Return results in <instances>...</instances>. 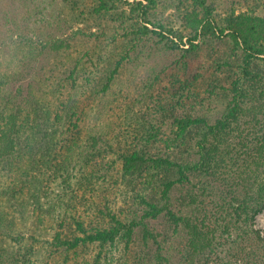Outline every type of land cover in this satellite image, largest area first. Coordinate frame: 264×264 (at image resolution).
<instances>
[{"label": "rangeland", "instance_id": "374dc122", "mask_svg": "<svg viewBox=\"0 0 264 264\" xmlns=\"http://www.w3.org/2000/svg\"><path fill=\"white\" fill-rule=\"evenodd\" d=\"M207 2L223 24L233 12L264 20V0ZM194 5L195 0H119L106 9L100 0H0V73L15 72L8 80L11 91L19 87L18 96H37L39 114L49 113V125L59 126L48 157L38 143L31 156L38 128L30 121L38 109L33 113L25 98L20 102L23 159L11 172H0V264H162L163 257L165 264H229L248 230H264V210L248 221L237 202L223 201L216 184L203 193L178 183L169 200L159 194L153 199L143 179L127 176L117 153L103 151L107 140L124 149L148 144L153 156L172 154L176 116L213 122L225 96H233L227 88L239 73L226 64L236 54L227 35L187 52L168 49L159 34L164 26L185 32L183 18ZM145 26L154 33L144 35ZM213 92L218 97L206 99ZM93 136L100 138L94 147ZM65 138L73 141L64 145ZM14 183L30 190L37 184L39 197L28 193L23 208L10 207L5 187ZM189 193L198 205L190 204ZM147 200L172 212L152 217ZM150 214L156 237L145 240L138 230L128 238L131 217ZM184 217L206 225L211 241L202 251L191 247ZM112 220L117 235L105 242L85 237L76 223L97 237ZM58 234L76 243L61 244Z\"/></svg>", "mask_w": 264, "mask_h": 264}, {"label": "trees", "instance_id": "16d2710c", "mask_svg": "<svg viewBox=\"0 0 264 264\" xmlns=\"http://www.w3.org/2000/svg\"><path fill=\"white\" fill-rule=\"evenodd\" d=\"M100 1L106 9H109L119 0ZM213 11L212 5L207 0H195L194 7L186 11L183 18L185 32L164 26L161 30L165 33L159 31V34L165 40L164 45L168 49H183L187 52L197 51L201 44L208 40L221 38L224 35L229 37L236 54L229 57L230 60H227L226 64L235 67L239 76L232 81L231 87L227 88L233 96L231 98L225 96L227 103L221 115L213 122H208L205 117L191 114L176 116L178 129L170 139L172 154L153 156L148 144L140 148L132 145L128 149L120 148L121 146L117 144L120 150H116L117 146L107 140L105 141L107 149L104 148L103 151L117 153L123 161L127 176L143 179L142 182H146L151 189L153 199L159 194L169 200L172 188L178 183L191 184L193 188H200L203 193L209 192V188L213 189L216 184L221 189L220 197L223 201L225 199L228 206L233 201L237 202L239 214H245L246 219L252 221L256 214L264 210V20L244 13L234 15L233 12L228 14L223 24L214 18ZM154 25L157 26L155 23ZM149 33H154V30L145 26L143 34ZM182 45L189 46L184 48ZM16 71L18 73L21 70ZM14 74L15 72L9 75L0 73V172H11L23 159V149L19 145V117L20 104H22L20 102H23L24 98L26 105L33 106V113L38 109L30 121L33 127L35 123L38 128V137L28 148L31 156L38 143L42 156L48 157L55 144L59 127L56 126L57 124L50 126L53 124L49 123V113L46 116L39 114L40 102L37 96H18L16 92L20 91L19 87H16V92L13 90L16 94L11 91L8 80L9 76ZM4 93H7L6 97ZM212 94L214 96H207L206 99L218 97L215 96L218 95L217 93ZM98 139L100 138L93 136V147L100 141ZM148 139L149 137H146V142L149 141ZM62 141L65 145L73 140L65 138ZM98 155H101V151ZM84 157L87 158L85 162L91 161L89 154L86 153ZM61 161H63L61 166L64 167L65 161L63 159ZM196 180L200 183H196ZM200 184L201 186L198 187ZM27 187L25 183H14L5 187L9 201L13 200L10 207H15L14 203H16V206L20 205L23 208L28 193L35 199L39 197L37 191L40 189L37 184L32 190ZM188 195L190 204L198 205L197 197L191 193ZM146 203L152 206V212H148V214L152 213V217H157L164 210L172 212L167 207H158V203L156 205L148 200ZM0 214L1 228L4 212ZM147 218V215L140 219L132 216L127 228V237L131 238L140 230L143 231L142 236L145 240L154 239L156 235L151 231L148 223L151 214ZM113 221L115 220L110 221L109 227L100 229L102 231L98 230L97 237L87 234L81 222L76 223L79 230L85 233V237L91 239L101 237L105 242L104 239L113 241L117 235L112 225ZM183 222L191 234L190 243L194 251H202L209 246L211 237L209 231L205 229L206 225L198 224L189 217H184ZM248 233L247 237H242V243L233 248L236 251L233 255L235 260L229 261V264H264V230L252 228ZM57 238L61 244L71 243V240L75 241L72 243H76L77 240V238L62 239L59 234ZM163 259L167 263V257Z\"/></svg>", "mask_w": 264, "mask_h": 264}]
</instances>
